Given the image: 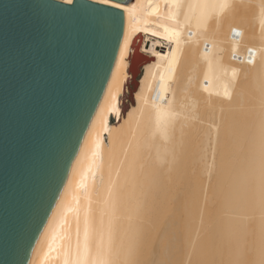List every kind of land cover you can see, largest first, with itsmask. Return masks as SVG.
I'll return each mask as SVG.
<instances>
[{"label": "bare ground", "instance_id": "1", "mask_svg": "<svg viewBox=\"0 0 264 264\" xmlns=\"http://www.w3.org/2000/svg\"><path fill=\"white\" fill-rule=\"evenodd\" d=\"M31 264H264V0L136 1Z\"/></svg>", "mask_w": 264, "mask_h": 264}, {"label": "water", "instance_id": "2", "mask_svg": "<svg viewBox=\"0 0 264 264\" xmlns=\"http://www.w3.org/2000/svg\"><path fill=\"white\" fill-rule=\"evenodd\" d=\"M137 0H0V264H31Z\"/></svg>", "mask_w": 264, "mask_h": 264}, {"label": "rangeland", "instance_id": "3", "mask_svg": "<svg viewBox=\"0 0 264 264\" xmlns=\"http://www.w3.org/2000/svg\"><path fill=\"white\" fill-rule=\"evenodd\" d=\"M142 33L135 42L131 63H130V77L127 80L126 87L124 89V107L123 111L124 113L129 110L133 104L136 103V93L139 90L140 84H141V76L143 74L144 68L146 64L151 61V51L150 49L145 47V42L147 40V37L145 34ZM150 47L154 46L157 39L155 37L149 38ZM159 44L163 45V48L170 47L172 48V44L168 40H163L159 42ZM144 57V58H143ZM121 108V109H122ZM117 119V116H114V120Z\"/></svg>", "mask_w": 264, "mask_h": 264}]
</instances>
